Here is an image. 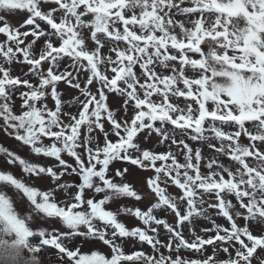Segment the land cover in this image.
<instances>
[{
    "label": "snow or ice",
    "instance_id": "snow-or-ice-1",
    "mask_svg": "<svg viewBox=\"0 0 264 264\" xmlns=\"http://www.w3.org/2000/svg\"><path fill=\"white\" fill-rule=\"evenodd\" d=\"M0 36V264H264V0H0Z\"/></svg>",
    "mask_w": 264,
    "mask_h": 264
},
{
    "label": "rangeland",
    "instance_id": "rangeland-1",
    "mask_svg": "<svg viewBox=\"0 0 264 264\" xmlns=\"http://www.w3.org/2000/svg\"><path fill=\"white\" fill-rule=\"evenodd\" d=\"M11 23L13 24H17L20 22V20L22 19V16H12L9 18ZM3 37L0 36V39H2ZM29 39H31V37H29ZM17 71V74H19V67H17L16 69ZM67 86H62L61 87V92L63 94V99L65 102H68L72 99L73 96L77 95L78 94V90H68L67 92L65 91V88ZM51 101H49V104L51 105ZM17 104H19V101H17ZM109 104L112 108H119L120 107V98L115 96V95H111L109 97ZM247 142V141H245ZM192 143V146L195 148V147H201L202 149V152L205 156H209L211 154V151L208 149L207 145H199V144H196L195 142H190ZM0 145H3V146H6L12 150H18V142L15 141L14 139L12 138H9L6 133H4L3 131H0ZM19 154L24 156L27 154V149H20L19 150ZM32 159L35 161V162H38V163H41V164H44V163H47L48 160L45 159V158H42V157H32ZM65 159L68 160L69 163H72L73 161L71 160V158H68V157H65ZM227 163V161H225ZM115 166L119 167L121 166V163L120 162H116L115 163ZM0 167L2 168H5V169H8V166L5 165L3 163V158L0 157ZM12 172H14L17 176H20L21 175V172H20V169L18 167H14V168H11V169H8ZM63 180L65 181H68L70 183H73V182H77L78 181V177H74V176H64L63 177ZM39 186L43 187L44 184L43 183H40ZM10 194H11V190H9ZM19 206V205H18ZM23 210V209H21ZM122 220H124L128 226H134V221H132L131 219L129 218H125V217H121ZM217 223H221V224H225L226 225V222L223 220V218H219L217 217ZM238 223L240 224H243L244 221L243 220H238ZM35 226H38V225H34ZM46 227H60L58 224H51V225H44ZM195 229L199 232L201 228H204V227H210L211 225L209 224L208 221L206 220H199L195 223ZM192 226L191 225H188L185 227L184 231H185V234L188 235L189 234V229L191 228ZM164 233L162 232L161 233V238H164ZM73 244L79 246V245H82L81 247V251H84V252H88V251H91V250H94V249H98L100 250L101 252H104L105 254L108 253V249L106 246H103L100 242L96 241V242H88V243H84V241L82 239H76L72 242ZM125 250L130 252L132 250H140L141 247L142 249L145 251V252H150V248L147 246V245H143L141 246L140 244L136 243L135 241H132V240H126L125 241ZM162 251H164L162 249ZM208 252L209 254L212 252V248L211 246L208 247ZM41 259L43 260L44 264H57V261H58V256L55 254V250H53L52 248H47L46 250H43L40 254ZM181 255L182 256H185V257H191L193 256V253L187 249H182L181 250ZM218 256L221 258V259H225L226 258V254L223 253L222 251L218 253Z\"/></svg>",
    "mask_w": 264,
    "mask_h": 264
}]
</instances>
